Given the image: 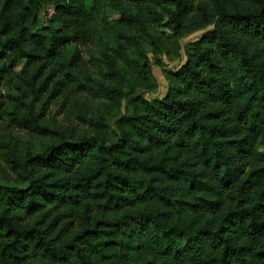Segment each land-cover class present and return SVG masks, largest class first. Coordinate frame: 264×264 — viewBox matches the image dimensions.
<instances>
[{
  "label": "trees",
  "instance_id": "trees-1",
  "mask_svg": "<svg viewBox=\"0 0 264 264\" xmlns=\"http://www.w3.org/2000/svg\"><path fill=\"white\" fill-rule=\"evenodd\" d=\"M3 126L0 264H264V0H0Z\"/></svg>",
  "mask_w": 264,
  "mask_h": 264
},
{
  "label": "rangeland",
  "instance_id": "rangeland-1",
  "mask_svg": "<svg viewBox=\"0 0 264 264\" xmlns=\"http://www.w3.org/2000/svg\"><path fill=\"white\" fill-rule=\"evenodd\" d=\"M53 14V9H47L42 13V19L44 22L50 19V17ZM162 31L161 33H164L165 35H170V32L166 29L160 30ZM204 32H196V33H185L181 40H180V46H181V52L179 56L176 55H168L163 47L159 45V49L156 50H151L148 52V56L152 60L155 65L153 66V72L156 78V83H157V89L154 92H146V91H138L137 93L140 95H144L147 99H152V98H161L166 95L168 92L169 88V83L166 79L165 76V70H177L181 67L186 62V49L190 43H193L197 41L203 34ZM161 64V66L158 65ZM157 63V64H156ZM127 69V76L131 77L133 76V70L131 68H126ZM68 109H69V104L64 98H60L55 100L49 107V112H48V119L56 122L57 124L60 125H67L68 124ZM130 110V105L128 100H126L122 107L120 112H118L115 116L110 121L111 124V129L112 130H117V120L121 117L122 114H125L126 112H129ZM3 125V124H1ZM5 125V124H4ZM5 126H3L0 129V133L3 132V129ZM108 130L107 134L108 137H112L113 133L112 130ZM11 131L10 128H8L6 131L9 132ZM13 134L19 138V144L20 146L22 144H25L27 142L30 143V136L26 134L25 132H16L15 130L13 131ZM38 144V143H37ZM13 183V175L12 173L8 170L6 165L0 160V185H10Z\"/></svg>",
  "mask_w": 264,
  "mask_h": 264
}]
</instances>
